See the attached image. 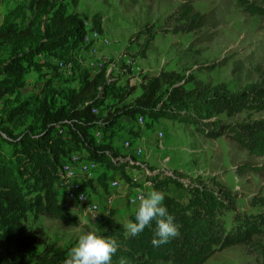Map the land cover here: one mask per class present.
Masks as SVG:
<instances>
[{
    "label": "rangeland",
    "instance_id": "374dc122",
    "mask_svg": "<svg viewBox=\"0 0 264 264\" xmlns=\"http://www.w3.org/2000/svg\"><path fill=\"white\" fill-rule=\"evenodd\" d=\"M44 1L35 8L30 0H0V32L29 29L32 34L16 54L0 40V67L12 62L14 55L30 53V61L19 63L17 77L0 74L1 88L7 90L0 98L1 152L14 162L10 140L23 132H41L45 118L55 116L53 134L63 140L58 181L65 178L67 167L78 170V161L88 159L84 143L108 151L121 166L89 159L95 163L87 172L76 171L71 181L86 186L105 214L66 224L33 205L38 194L46 187L55 190L58 181L52 187L42 171L15 161V177L28 206H18L0 187V257L21 264L54 255L64 260L82 231L98 229L102 236L111 225L135 222L139 203L129 200L139 202L142 193L157 190L175 219L182 213L195 216L198 223L177 224L179 235L172 238L176 245L135 250V264H177L188 252L186 240L193 234L200 245H206L210 236L219 239L201 264H264V138L259 136L264 131V96L258 101L254 92L264 74V0H79L75 5L71 0ZM56 10L85 22L87 35L77 48L40 49ZM96 13L102 18L100 36L91 31ZM151 38L145 56L137 55ZM101 69L106 89H100L94 115L103 124L79 130L76 123L82 120L65 117L84 76L91 78ZM159 71L194 76L221 92L245 93L244 107L196 124L124 115L106 125L108 113L132 105L140 95L142 77ZM209 211L214 218L211 235L203 227L210 223ZM151 227L144 229V241L152 244V237L147 239Z\"/></svg>",
    "mask_w": 264,
    "mask_h": 264
},
{
    "label": "trees",
    "instance_id": "16d2710c",
    "mask_svg": "<svg viewBox=\"0 0 264 264\" xmlns=\"http://www.w3.org/2000/svg\"><path fill=\"white\" fill-rule=\"evenodd\" d=\"M75 5L79 0H71ZM35 8H41L45 4L44 0H30ZM262 12V11H260ZM264 11L261 13L263 14ZM93 31L96 35H102V18L99 13H96L91 18ZM87 35V28L83 19L75 14H65L58 10L51 13L48 24L45 27L44 40L40 44V49L45 51H52L58 48L69 47L77 48L85 39ZM32 36L29 29L21 30L19 32L8 29L0 32V40H4L11 46L14 54L22 48L25 40ZM151 39H146L138 50L139 56H145L149 49ZM17 60V62H16ZM23 61H30V53L24 52L21 55H14L12 62L0 67V74L17 77L19 75V63ZM17 67V69H14ZM105 69H101L99 73L89 78L84 76V83L78 92L75 93L72 100V108L65 119L71 122L82 120L83 122L76 123L77 129L84 130L88 127L100 126L103 122L98 123L94 115V108L99 104L97 96L100 94V89H106L105 84ZM189 85L188 87H186ZM141 93L134 98L132 105L123 106L113 113H108V116L103 120L106 125H113L118 117L121 116H141L150 119L164 118L171 121H177L185 124H196L201 119L209 122L210 119L215 118L219 113L226 112L227 114H234L244 107L243 100L246 98L238 94H230L228 90L221 92L218 87L203 83L197 80L194 76H181L175 72L159 71L154 76H143L142 82L139 85ZM7 90L1 88L0 84V98ZM256 99L264 96V74L261 83L254 91ZM263 99V98H262ZM191 112L193 114H191ZM196 117L197 120H196ZM56 121L55 116L45 118L43 130L37 134L23 132L18 137L12 138L9 145L12 147V154L16 162L21 161L25 165H32L33 171H42L48 182L47 184H54L58 181L56 169L59 165L62 155L63 140L59 136L53 134L52 123ZM204 133L203 129H199ZM6 132V129L2 130ZM210 135V133H206ZM261 135L264 138V131ZM73 136H76L73 133ZM15 139V140H14ZM77 143H80L78 137H74ZM82 143L84 141L82 140ZM87 148V158L93 159L102 165L116 166L120 168V162L116 161L112 155L99 148L90 147L87 143L83 144ZM20 150V151H19ZM11 158L5 159L0 149V187H5L10 193V198L18 203V206L27 208L22 192L15 177L17 166ZM117 164V165H116ZM57 178V180H56ZM56 187H54L55 189ZM35 187V182L32 185ZM53 189V188H52ZM59 192L50 190L46 187L43 194H38L36 201L33 200V205H37L39 211L46 216L57 219L66 224H73L75 218L68 213L63 212L59 207ZM214 201V197L210 198V203ZM28 206V205H27ZM167 208V206H166ZM170 210V209H168ZM210 212V223L203 227L211 235L210 225L214 220L212 212ZM175 224L187 222L188 226L193 227L197 225L198 221L195 216L188 218L180 213L174 220ZM153 230L155 228V221L152 222ZM145 230L138 236L131 237L124 235V228L119 225H111L103 234V237L115 239L119 245L117 252L113 255L111 264H135L134 260L135 250L147 248L151 252L153 246L144 241ZM153 238V232L147 236ZM212 239L206 245H200V238L197 235H189L187 237L188 252L179 259L177 264H201L208 257H210L215 246L219 245L217 236H210ZM179 242L184 244V240L179 239ZM172 238L162 245H176L172 244ZM141 245V246H139ZM160 245V246H162ZM138 246V247H137ZM159 246V247H160ZM155 249V248H154ZM138 256V255H137ZM136 256V257H137ZM63 259L58 255L44 258L36 264H62ZM0 264H21L15 261H8L0 257Z\"/></svg>",
    "mask_w": 264,
    "mask_h": 264
},
{
    "label": "clouds",
    "instance_id": "9594fccd",
    "mask_svg": "<svg viewBox=\"0 0 264 264\" xmlns=\"http://www.w3.org/2000/svg\"><path fill=\"white\" fill-rule=\"evenodd\" d=\"M163 200L164 194L157 190H150L139 196V204L134 211L135 222L129 221L123 226L129 236H138L146 227H151L153 221L155 228L151 242L154 247H159L179 235L175 218L169 214ZM132 203L136 204V201ZM70 213L75 214V208L70 209ZM96 216L97 213L93 212L91 219ZM118 247L115 239L99 235L98 229L96 232L82 231L62 264H111Z\"/></svg>",
    "mask_w": 264,
    "mask_h": 264
},
{
    "label": "built area",
    "instance_id": "2783aa9c",
    "mask_svg": "<svg viewBox=\"0 0 264 264\" xmlns=\"http://www.w3.org/2000/svg\"><path fill=\"white\" fill-rule=\"evenodd\" d=\"M140 120H142V117H140ZM124 144L125 146H128L129 142H125ZM136 151L138 153H141V149H137ZM93 163L95 162L89 159H85V161L83 162L78 161V170L67 167L65 178L60 177L58 185L56 187V190L59 192L58 198L60 209L63 212L68 213L75 219L79 218L78 220L85 219L93 212L97 213V216L95 218L102 217L105 214V212H103L101 207L97 204L94 196H88L86 186H84L80 181H71L72 177H76V171L83 174L89 170L90 166L93 165ZM109 185L114 186L115 188L118 186L116 181H110ZM134 200L136 201V204L139 203L137 202V199L134 198H131L129 201L130 203H132ZM73 208H75V214L70 213V209ZM105 209L108 210V206L105 205Z\"/></svg>",
    "mask_w": 264,
    "mask_h": 264
}]
</instances>
